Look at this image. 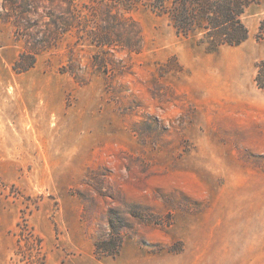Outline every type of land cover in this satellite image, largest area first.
I'll use <instances>...</instances> for the list:
<instances>
[{"label": "rangeland", "instance_id": "1", "mask_svg": "<svg viewBox=\"0 0 264 264\" xmlns=\"http://www.w3.org/2000/svg\"><path fill=\"white\" fill-rule=\"evenodd\" d=\"M195 1L0 0V264H264V0Z\"/></svg>", "mask_w": 264, "mask_h": 264}, {"label": "trees", "instance_id": "2", "mask_svg": "<svg viewBox=\"0 0 264 264\" xmlns=\"http://www.w3.org/2000/svg\"><path fill=\"white\" fill-rule=\"evenodd\" d=\"M189 3V0H178L173 16L177 32L185 35L190 31L189 27H187L190 19V14L187 10ZM194 3L197 7L194 12L196 13L195 15H206L208 21L206 29L210 30L212 37L223 38L222 42L217 44L216 47L220 45L237 46L248 39L249 31L239 18L240 14L243 13L242 9L246 5L245 0H196ZM218 15H221L225 20L222 25H218L219 20L216 18ZM259 67L260 71H262L264 64ZM257 85L259 88L264 89V83L260 81V73L257 78Z\"/></svg>", "mask_w": 264, "mask_h": 264}]
</instances>
